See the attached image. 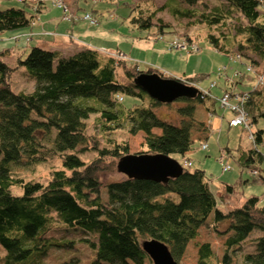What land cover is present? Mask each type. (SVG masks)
I'll return each mask as SVG.
<instances>
[{
    "label": "trees",
    "instance_id": "trees-1",
    "mask_svg": "<svg viewBox=\"0 0 264 264\" xmlns=\"http://www.w3.org/2000/svg\"><path fill=\"white\" fill-rule=\"evenodd\" d=\"M179 1L188 6L203 3ZM221 1L228 5L227 9L214 6L209 12H202V22H224L230 10L238 12L245 20L235 28L244 36L238 47L263 58L264 23L257 17L264 0ZM25 2L0 8V34L29 27L44 4L43 0L31 5ZM119 3L131 5L128 0ZM192 10L178 12L188 16ZM152 16L153 12L144 17L138 8L129 19L138 27L154 24L160 33L164 32L165 25L159 23L160 19L153 23ZM208 39L223 49L214 35L209 34ZM116 64L111 55L92 47L61 55L34 44L18 58V65L24 66L34 80L33 89L25 92L12 90V67L0 59V244L5 250L2 264H20L35 250L41 254L45 250L42 246L59 245L54 234L65 238L66 232L74 233L75 228L92 234L81 237L93 249L89 264H143L148 256L141 242L149 238L165 243L178 261L209 215L215 230L227 235L220 255L209 242H195L198 264H237L234 252L242 247L241 264H264V204H259L256 195H250L241 206L221 211L204 170L184 163L191 160L192 132L202 128V121H197L194 113L197 105L205 104L204 96L197 91L193 97H178L181 103L175 107L176 121L161 119L154 108L162 102L150 97L135 82L139 72L151 73L153 68L140 70L134 65L126 71L132 81L120 83L114 76ZM188 77L193 81L201 74ZM119 93L139 95L141 103L122 106ZM241 107L252 126L254 147L238 146L235 160L242 168L257 169L264 180V154L258 149L264 144V82L246 91ZM93 113L99 114L104 128L109 123L119 126L126 121L131 134L142 133L147 153L177 154L179 173L166 180L124 175L123 179L105 184L107 200L103 202L99 174L109 167L105 159L127 154L128 143L112 142L108 149H96L94 159L82 160L77 147L88 140L84 121ZM50 154L61 158V166L53 169L45 182L26 180L17 173V167L44 161ZM230 187L226 185L227 190ZM222 220L226 222L224 230L216 224ZM253 229L260 234L249 236ZM51 231L53 234L49 235ZM71 242L72 237L62 244ZM75 256H69L67 264H79Z\"/></svg>",
    "mask_w": 264,
    "mask_h": 264
},
{
    "label": "rangeland",
    "instance_id": "rangeland-1",
    "mask_svg": "<svg viewBox=\"0 0 264 264\" xmlns=\"http://www.w3.org/2000/svg\"><path fill=\"white\" fill-rule=\"evenodd\" d=\"M24 1H26V4L31 5L38 0ZM43 1L51 8V11H54L55 7L61 8L62 17L60 18L68 21L83 20L87 26L102 22L111 23L112 36L114 39L117 38L121 49L112 50L111 53L117 54L123 60V63L115 66L114 70L115 79L120 83L132 81L126 71L132 70L134 65H137L140 70H145L150 66L154 71H157L158 68L163 69V74L181 77L184 81L191 83L190 85L193 84L198 88L200 86L201 89L206 90L210 83L214 82V85L210 87V91L213 95L219 97L224 89L230 88L232 84L237 91L249 90L253 86L252 83L257 79V73L264 71V57L260 58L245 47L242 49L238 47V41L243 40L244 36L242 31L236 33L235 28L245 23L244 18L238 12L230 10L224 22H202L200 16L202 12H209L214 6H218L223 11L227 9L228 5L221 0H203V3H197L193 6H188L179 0H128L131 1L132 9H130L131 5L121 4L119 0H79L81 8H85V10L81 9L82 13L78 16L68 10L69 5L71 7L75 5L76 0ZM18 2H21V0H0V8L8 6V4L17 5ZM138 8L141 9V14L144 17L153 12L154 16H152L151 21L156 23L160 19L159 23L165 25L164 32L160 33L153 23V25L146 27H138L131 22L129 18L134 14L136 15ZM185 8H193V14L188 16L179 14L178 10ZM90 9L93 10L95 15L89 11ZM258 9L257 21L264 23V6H259ZM86 13L89 14L85 16ZM64 26L65 24L62 23L56 27L64 29ZM43 32L57 35L56 31L53 30ZM209 34L218 39V45L223 49L219 50L208 39ZM30 38L31 35L29 32H25V28L10 32L4 31L0 34V59L12 67L10 84L14 91L29 92L34 86V80L26 74L24 66L18 65V58L23 57L29 47L34 45L31 43ZM188 38L192 40L189 43L196 48L183 42L187 41ZM234 52L239 53L240 56L242 54L241 58H235L232 55ZM126 58L127 60H125ZM257 59H260V62ZM227 71L228 76L233 79V83L227 79ZM197 74H201V77L193 82L189 80L188 76ZM119 95L123 97L120 103L126 107L141 103L142 100L139 95L132 93H119ZM143 101H146L145 96ZM180 103V100L176 99L170 103L156 106L154 111L161 119L175 122V107ZM207 106L212 108V101L210 104L206 100L204 105L199 104L196 106L194 115L197 121H202V128L196 130L199 132L193 135L199 140H194L193 147L189 151L191 160H184V163L187 166L191 164V168L198 167L204 170L208 178V186L216 200V207L221 211L227 212L241 206L250 195H256L259 204H264V180L257 175L256 171H251L248 167L246 169L242 168L235 160L239 154L236 150L238 146L243 149L254 147L253 137L250 134L252 128L245 127V125L228 126L229 114L224 113V111H229V109L223 105L225 108L223 111L218 101H215V113L212 115L204 110ZM222 116L224 118H221ZM84 125L88 140L77 149H81L78 156L85 162L96 157V149L103 147L108 149L111 147L112 142H127L128 153L148 152L143 142L142 133L131 134L128 131L126 121L119 126H112L109 123L104 128L99 119V114L93 113L84 121ZM206 135H208L206 139L207 147L200 148L199 143L203 141L202 139ZM219 146L227 148L229 151H224L225 155L221 153L223 158L230 159L231 168L228 170H223L222 165L219 163ZM258 149L264 154V144L258 145ZM228 154L232 157L229 158ZM177 156V154H172L171 157L177 159ZM105 160L109 167L99 174L101 179L99 193L103 202L107 200L105 184L124 177L123 173L116 169L118 159L106 157ZM256 163L259 165L261 162ZM60 166L61 158L56 154H50L47 155L44 161L17 167V173L26 180L45 182L49 179L52 170ZM262 174L264 175L263 170ZM226 185L231 186L230 190H227ZM223 221L225 220L216 223L217 227L220 226L222 230L226 225V222ZM212 223L211 215H209L205 222L199 226L197 236L188 242L185 252L178 258L179 264H198L195 242L207 241L216 254H221L223 240L227 233H219ZM73 232H66L67 237L65 238L54 234L59 245L47 244L42 246V248L45 247L44 252L39 254V250L32 251L20 261V264H67L71 259L69 256L73 254L79 259V264H89L93 257V249L81 237L85 234L86 236H92V234L86 232L84 234L77 228ZM48 234H53V231ZM259 234L258 229H253L249 236L255 237ZM70 237H72L71 245L62 244L64 240L70 239ZM48 242L49 240H47ZM246 248L249 249V247ZM243 251L244 247L234 252L237 264L242 262L241 253ZM4 254L5 250L0 244V264L3 263ZM143 264H152V262L148 257Z\"/></svg>",
    "mask_w": 264,
    "mask_h": 264
},
{
    "label": "water",
    "instance_id": "water-1",
    "mask_svg": "<svg viewBox=\"0 0 264 264\" xmlns=\"http://www.w3.org/2000/svg\"><path fill=\"white\" fill-rule=\"evenodd\" d=\"M135 82L150 97L163 103H170L180 96L193 97L197 93V89L190 85L176 79L161 77L156 73L140 72L136 75ZM116 169L128 177L166 180L169 176L177 175L181 167L176 159L167 154L127 153L118 158ZM141 246L152 264H179L166 244L158 239H144Z\"/></svg>",
    "mask_w": 264,
    "mask_h": 264
},
{
    "label": "crops",
    "instance_id": "crops-1",
    "mask_svg": "<svg viewBox=\"0 0 264 264\" xmlns=\"http://www.w3.org/2000/svg\"><path fill=\"white\" fill-rule=\"evenodd\" d=\"M56 8L57 7H55L54 11H51V8L44 3L31 25L25 28V32H29L31 35L30 39L32 40V44H37L49 50H55L61 55L71 54L85 46L95 48L107 54L111 53L112 50L120 49L117 38L114 39L112 36L111 23L102 22L97 25L87 26L83 20L68 21L60 18L62 17V9ZM81 9L85 10V8H81L79 0H76L75 5L72 7L69 5L68 8L72 14L77 16L82 13ZM62 23L65 24L64 29H58L56 26ZM47 30L56 31L57 35L45 34L43 31ZM125 60H127V58ZM258 61L260 62V59ZM226 73L228 75V71ZM212 109L215 113V103H212ZM225 112H227L229 116L231 115L229 111L225 110L224 113ZM222 118H224V116H222ZM197 132L199 131L195 130L192 132L193 141L199 140L193 136ZM207 137L208 135L202 140L206 141Z\"/></svg>",
    "mask_w": 264,
    "mask_h": 264
},
{
    "label": "built area",
    "instance_id": "built-area-1",
    "mask_svg": "<svg viewBox=\"0 0 264 264\" xmlns=\"http://www.w3.org/2000/svg\"><path fill=\"white\" fill-rule=\"evenodd\" d=\"M88 14L89 13H86L85 16ZM244 95L245 94L239 95V94L224 93L219 98V101L222 105L226 106L228 109L234 112V116L229 121L232 125L243 124L247 126L246 115H245L243 108L241 107V101H243ZM229 98L231 99L228 101ZM201 147H206V143H201ZM221 153L224 154V151L221 150ZM221 153L219 155V163L222 165L223 170H228L230 168V164L226 158L222 157Z\"/></svg>",
    "mask_w": 264,
    "mask_h": 264
}]
</instances>
